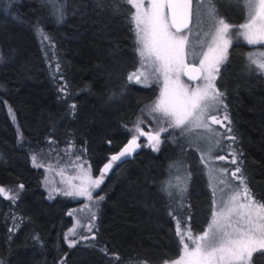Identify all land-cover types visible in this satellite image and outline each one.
<instances>
[{"label":"trees","instance_id":"obj_1","mask_svg":"<svg viewBox=\"0 0 264 264\" xmlns=\"http://www.w3.org/2000/svg\"><path fill=\"white\" fill-rule=\"evenodd\" d=\"M212 5L233 26L248 18L247 0H212ZM62 10L63 22L57 23L45 0H15L11 7L0 0V187L19 193L14 201L0 194V259L4 264H166L182 250L174 217L201 234L215 208L207 164L190 142L192 132L176 131L158 151L141 147L118 161L96 192L104 197L93 228L96 240L72 248L64 237L74 225L69 213L79 202L49 199L43 168L34 166L33 155L38 164L72 149L98 176L127 144L132 124L159 91L155 84L128 79L140 56L134 8L127 0H63ZM253 48L233 39L217 87L228 109L234 137L229 148L240 176L264 204V74L249 59ZM169 182L172 196L162 191ZM14 218L19 228L10 233ZM253 263L264 264V252Z\"/></svg>","mask_w":264,"mask_h":264},{"label":"snow or ice","instance_id":"obj_2","mask_svg":"<svg viewBox=\"0 0 264 264\" xmlns=\"http://www.w3.org/2000/svg\"><path fill=\"white\" fill-rule=\"evenodd\" d=\"M15 3V0H9V7ZM53 9L51 13L57 20L62 23L63 0H45ZM127 3L135 9V15L132 17L137 27V42L139 44L138 53L143 61H149V66L153 64L157 66L153 68V73H159L163 76V89L161 90L159 99L150 107L151 113H160L167 120L168 127L160 128L154 134L145 132L138 124L127 144L120 151L112 155L107 163L100 170L99 177L90 179L87 186L81 187L78 191H63L54 189L49 193V199H53L56 194L65 196H81L87 201L95 203L103 200L104 197L97 194L94 201V192L100 188L104 181V176L113 168L115 162H123L124 159L130 157L136 149L141 145L138 143L141 137L149 142L153 150L158 151L161 134L169 133V129H179L180 134L186 130V125L195 124L198 127H207V121L220 125L231 132V121L225 113L216 114L222 105L223 94L217 88L215 81L220 72V65L227 58V50L232 44L234 38H243L249 45H264V0H247L249 8V16L247 22L238 26H233L224 19H218L215 15V9L212 0H207L208 19L210 21V31L206 35H210L211 42L207 45V51L202 52L198 63L189 64L186 62V45L189 37L183 33L184 29L189 28V24L194 15L191 5L193 0H165V7L170 11L169 16L161 10V0H150L148 7L145 9L143 0H127ZM57 4L60 5L57 11ZM203 0L196 9V15H199ZM236 31H232L233 28ZM47 39V37H44ZM252 64L258 66L261 74H264V52L260 53V58L249 57ZM59 71V66H57ZM181 75L187 76L189 81L202 80L200 86H189L181 82ZM144 76V82L147 83L148 76L144 73L131 74L128 79L141 83L140 77ZM159 78V77H157ZM64 92L65 89L61 88ZM75 104L69 106L70 111L74 112ZM226 109V106H225ZM10 113L14 119V112ZM227 122V124H225ZM228 140H234V137L227 136ZM71 147V146H70ZM213 149L209 147L208 152ZM231 160L226 155H218L217 159L225 161V163L236 164V156L232 153ZM34 166L43 167V164H36V156H32ZM80 157H77L79 160ZM79 167L83 168V164ZM227 171V169H223ZM240 168L237 167L232 173V177L240 181L241 190L235 191L229 197L227 204L221 203L218 210L212 212V221L208 225L207 230L201 235L193 236L191 230L182 232L180 222L174 217L176 223V232L180 237L183 245V255L179 259L174 260L171 264H251V256L258 249L264 252V204L253 203V197L244 185L243 176H238ZM223 183V181H221ZM172 187L170 182L167 186H162V191L172 196L169 190ZM19 188L24 189V185L20 184ZM183 192V189H180ZM0 194H5V189L0 187ZM244 196L248 199L247 204H239L240 209L248 208L247 213L236 212V208L232 207V202L237 201L239 197ZM10 200L19 198V193L8 197ZM87 207V205H86ZM255 210L256 215H252ZM233 213L239 216V219L233 221L231 219ZM170 215L173 213L170 211ZM69 215H73L72 212ZM90 221L96 219L95 212H92ZM190 219V217H189ZM79 223V220H77ZM87 231L91 235L77 233L76 229H69L65 234V241L68 247H76L82 240H96V233L93 231V225H86ZM19 224L15 222L13 227L9 229L10 233L18 230ZM72 237V238H70ZM11 238V236H10ZM185 238L191 241L192 247L188 243H184ZM35 242H39L38 236H33ZM95 246V245H92ZM101 251L107 253L106 248ZM119 260L118 255L115 256ZM0 264H4L0 259ZM60 264H64L61 260Z\"/></svg>","mask_w":264,"mask_h":264},{"label":"rangeland","instance_id":"obj_3","mask_svg":"<svg viewBox=\"0 0 264 264\" xmlns=\"http://www.w3.org/2000/svg\"><path fill=\"white\" fill-rule=\"evenodd\" d=\"M149 3H150V0H143V5L145 9L148 7ZM198 5H200V0H194V18H193L192 28L189 31L182 33L189 37L188 43L185 49L186 54H187L186 62L189 64L198 63V60L202 58L201 57L202 52L207 51V45L211 42L210 35H206V33H209L210 31V28H209L210 21L208 19V11L206 7L207 0H203L204 6H201L199 15H196L195 13H196V9ZM161 10L168 15V10L165 7V0H161ZM134 15H135V9H134ZM215 15H216L217 20L222 19L221 17L218 16L216 11H215ZM248 16H249V12H248ZM135 38H136V46L138 49L139 44L137 42L136 24H135ZM252 46L254 48L251 49L249 56L259 59L260 53L264 52V45H252ZM228 50H227L226 57L228 56ZM226 59L224 60V62L226 61ZM223 63L220 65V69ZM156 66H157L156 64H153L150 67L149 61L144 60L143 67H142V58L140 57V65L136 73H140V72L144 73L145 75L148 76V81L147 83H145L144 76H141L140 77L141 83H138V84H141V85L155 84L158 86L159 91H158V95L156 99L143 110L140 116L132 124L130 128L131 136L135 134L134 129L138 124L141 126V128L145 132H152L153 134L156 131H158L160 128L168 127L167 120L163 118L160 113L150 112V107L159 99L161 90L163 89V86H164L163 76L159 73H155V74L153 73V68ZM180 79L182 83L188 84L189 86H200L203 83V81L200 80L199 82L193 84L189 82L185 78L184 75H181ZM132 81L135 82V80H132ZM215 84L217 86V80L215 81ZM225 106H226V102L223 97L222 105L220 106L218 113L216 114L225 113L229 117L227 106H226V109H225ZM225 124H227V122H225ZM176 131H181V130L169 129V133H171V135H169L168 133L161 134L160 143L158 147L166 139L167 140L172 139ZM187 131L192 132V140H190V142L192 144L194 143L197 147H199V149H201L200 150L201 154L207 164L210 183H211V187L214 193V203H215L214 211H216L218 210V207L221 206L222 202L224 204H227L229 201V197L232 196L235 191L241 190L242 188V186L240 185V181L235 179L231 175V173L237 167H239L238 161L236 164H231V163H225V161H220L217 159L218 155H226L228 156V159L231 160L232 157L231 155H229V153H232L236 156L233 150L229 148L232 144V140H228L225 135L227 133V136H230V132H227V129L224 127H221L220 125L213 124L210 120L207 121V127H198L194 123L188 124L186 125L185 132ZM138 143H140L141 147H151L147 139L144 137H141ZM209 147L213 149L211 153L208 152ZM77 157H80V159L77 160ZM236 159H237V156H236ZM36 160L41 161L37 158ZM116 163L117 162H115L113 166ZM38 164H43V167H42L44 171L43 185H44V189L48 197H49V193L54 189L60 190L61 193L63 191H73V192L78 191L81 187L87 186L90 179H96L99 177V175L98 176L93 175L88 162L86 161V159H84L82 154L78 151H73L72 149H65L61 153H58V154L52 153V157L49 156L46 162L44 163L38 162ZM80 164H83L84 167L83 168L79 167ZM225 168L227 169V171H223V169ZM237 175L240 176V173H238ZM105 178H106V175L104 176V180ZM221 181H223V183H221ZM4 189H5L6 196H12L14 194V192L11 189H8V188H4ZM97 191L98 189L96 190V192ZM96 192H94L93 194L94 201L97 196ZM53 195H54V198L57 196H65L63 194H56L55 192L53 193ZM67 197L72 198L75 201L79 202V206H77V208L72 210L73 218H74V225L71 229L75 228L78 234L83 233L84 235L90 236L91 233L87 231L86 225L91 223L93 226H95L96 219L94 221H90L89 217L92 212H95V216L97 217V212L99 210L101 200L98 202L92 203V202L87 201L84 197H81V196H67ZM247 203H248V199L242 195L241 197L238 198L237 201H233L231 206L236 208V212L247 213L249 211L248 208L240 209L238 207L239 204H247ZM253 203L257 205L260 204L254 198H253ZM252 215L253 216L256 215L255 210L252 211ZM231 219L233 221H236L239 219V216L236 215V213H233ZM77 220H79V223H77ZM180 229L182 232H187L188 230H190L189 226L186 223H180ZM192 234L195 237V236L201 235L202 233L201 234L192 233ZM85 241H88V240H82L80 242H85ZM184 243H188L189 247L190 248L192 247L191 241L188 240L187 238H185ZM258 252H261V251L258 249L257 251H254L252 253L251 264H254L253 257ZM182 255H183V245H182V250H181L179 257L174 260L179 259L180 256ZM172 261H169L166 264H171Z\"/></svg>","mask_w":264,"mask_h":264},{"label":"water","instance_id":"obj_4","mask_svg":"<svg viewBox=\"0 0 264 264\" xmlns=\"http://www.w3.org/2000/svg\"><path fill=\"white\" fill-rule=\"evenodd\" d=\"M191 9H192V11H193V13H194V0H193L192 5H191ZM167 10H168V16H169V19H170V18H171V17H170V11H169V9H167ZM193 18H194V15H193V17H192V19H191V22H190V24H189V28H188V29H184V30H183V33L189 31V30L192 28V25H193ZM185 78L188 80L187 76H185ZM188 81H189V80H188ZM199 81H200V80H197V81H189V82H191V83H197V82H199Z\"/></svg>","mask_w":264,"mask_h":264}]
</instances>
